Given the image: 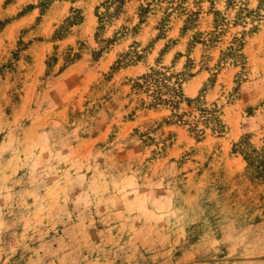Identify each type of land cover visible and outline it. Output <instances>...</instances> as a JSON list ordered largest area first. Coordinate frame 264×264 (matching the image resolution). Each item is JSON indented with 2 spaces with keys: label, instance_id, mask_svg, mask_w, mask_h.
<instances>
[{
  "label": "rangeland",
  "instance_id": "rangeland-1",
  "mask_svg": "<svg viewBox=\"0 0 264 264\" xmlns=\"http://www.w3.org/2000/svg\"><path fill=\"white\" fill-rule=\"evenodd\" d=\"M228 1L0 0V264H264V3ZM162 67L192 102L144 105Z\"/></svg>",
  "mask_w": 264,
  "mask_h": 264
},
{
  "label": "trees",
  "instance_id": "trees-1",
  "mask_svg": "<svg viewBox=\"0 0 264 264\" xmlns=\"http://www.w3.org/2000/svg\"><path fill=\"white\" fill-rule=\"evenodd\" d=\"M231 2L232 0L228 1V3ZM260 3L263 5L264 0H261ZM261 9L262 7L259 8V10ZM182 83V73H174L171 68L162 67L160 69H152L149 73L142 75L135 81L133 88L136 93L145 95L149 99V101L143 100L145 106H169L175 110L185 101L192 102V100L186 99ZM199 100L200 98L196 101L199 102ZM197 108L200 110L206 125H212L213 123V129L216 132L223 129L222 121L218 116V110L216 108H206L203 104H198ZM193 130L198 135L202 133L195 125L193 126ZM249 147L250 144L247 142H241L239 145L241 152L244 153L245 159L257 166L262 165L259 161L260 153L258 150L253 147V149H249Z\"/></svg>",
  "mask_w": 264,
  "mask_h": 264
}]
</instances>
